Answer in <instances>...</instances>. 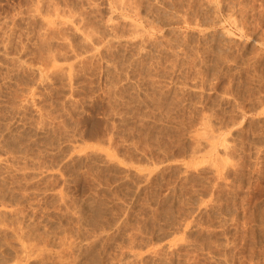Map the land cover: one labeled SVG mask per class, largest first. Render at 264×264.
<instances>
[{"label":"rangeland","instance_id":"374dc122","mask_svg":"<svg viewBox=\"0 0 264 264\" xmlns=\"http://www.w3.org/2000/svg\"><path fill=\"white\" fill-rule=\"evenodd\" d=\"M0 264H264V0H0Z\"/></svg>","mask_w":264,"mask_h":264},{"label":"bare ground","instance_id":"6f19581e","mask_svg":"<svg viewBox=\"0 0 264 264\" xmlns=\"http://www.w3.org/2000/svg\"><path fill=\"white\" fill-rule=\"evenodd\" d=\"M215 137H216V136H215ZM211 140H212V139H211ZM39 246H40V245H39ZM34 249H35V248H34ZM34 249H33V250H34ZM48 253H49V252H48Z\"/></svg>","mask_w":264,"mask_h":264}]
</instances>
